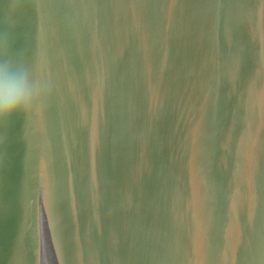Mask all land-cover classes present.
<instances>
[{
  "label": "water",
  "instance_id": "obj_1",
  "mask_svg": "<svg viewBox=\"0 0 264 264\" xmlns=\"http://www.w3.org/2000/svg\"><path fill=\"white\" fill-rule=\"evenodd\" d=\"M5 36L44 93L0 264H264V0H0Z\"/></svg>",
  "mask_w": 264,
  "mask_h": 264
},
{
  "label": "clouds",
  "instance_id": "obj_2",
  "mask_svg": "<svg viewBox=\"0 0 264 264\" xmlns=\"http://www.w3.org/2000/svg\"><path fill=\"white\" fill-rule=\"evenodd\" d=\"M43 93L41 83L34 79L26 62L16 59L5 36L0 42V127L7 128L13 119L38 107Z\"/></svg>",
  "mask_w": 264,
  "mask_h": 264
}]
</instances>
